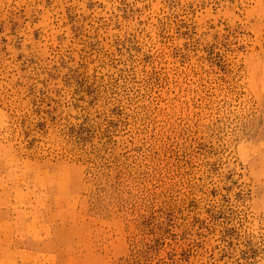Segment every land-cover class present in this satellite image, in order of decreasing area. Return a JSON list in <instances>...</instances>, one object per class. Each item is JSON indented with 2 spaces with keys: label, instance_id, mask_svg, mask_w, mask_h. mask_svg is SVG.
<instances>
[{
  "label": "rangeland",
  "instance_id": "rangeland-1",
  "mask_svg": "<svg viewBox=\"0 0 264 264\" xmlns=\"http://www.w3.org/2000/svg\"><path fill=\"white\" fill-rule=\"evenodd\" d=\"M0 264H264V0H0Z\"/></svg>",
  "mask_w": 264,
  "mask_h": 264
}]
</instances>
